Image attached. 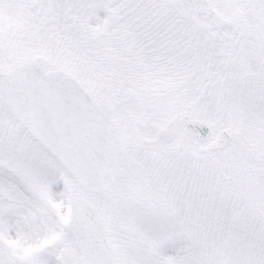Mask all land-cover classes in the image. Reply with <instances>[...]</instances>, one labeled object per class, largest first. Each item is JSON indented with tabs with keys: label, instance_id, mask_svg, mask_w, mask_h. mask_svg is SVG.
Segmentation results:
<instances>
[{
	"label": "snow or ice",
	"instance_id": "6c2138e0",
	"mask_svg": "<svg viewBox=\"0 0 264 264\" xmlns=\"http://www.w3.org/2000/svg\"><path fill=\"white\" fill-rule=\"evenodd\" d=\"M0 264H264V0H0Z\"/></svg>",
	"mask_w": 264,
	"mask_h": 264
}]
</instances>
